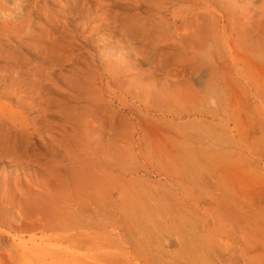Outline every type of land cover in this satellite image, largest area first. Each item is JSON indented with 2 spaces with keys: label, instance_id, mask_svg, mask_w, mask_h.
Masks as SVG:
<instances>
[{
  "label": "rangeland",
  "instance_id": "rangeland-1",
  "mask_svg": "<svg viewBox=\"0 0 264 264\" xmlns=\"http://www.w3.org/2000/svg\"><path fill=\"white\" fill-rule=\"evenodd\" d=\"M0 264H264V0H0Z\"/></svg>",
  "mask_w": 264,
  "mask_h": 264
}]
</instances>
